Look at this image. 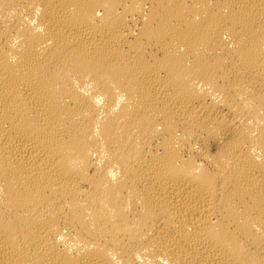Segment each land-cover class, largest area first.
<instances>
[{"label": "bare ground", "instance_id": "obj_1", "mask_svg": "<svg viewBox=\"0 0 264 264\" xmlns=\"http://www.w3.org/2000/svg\"><path fill=\"white\" fill-rule=\"evenodd\" d=\"M0 264H264V0H0Z\"/></svg>", "mask_w": 264, "mask_h": 264}]
</instances>
